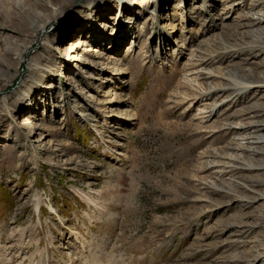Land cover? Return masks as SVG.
<instances>
[{"label": "rangeland", "instance_id": "1", "mask_svg": "<svg viewBox=\"0 0 264 264\" xmlns=\"http://www.w3.org/2000/svg\"><path fill=\"white\" fill-rule=\"evenodd\" d=\"M141 1L0 0V264H264L258 0Z\"/></svg>", "mask_w": 264, "mask_h": 264}, {"label": "bare ground", "instance_id": "2", "mask_svg": "<svg viewBox=\"0 0 264 264\" xmlns=\"http://www.w3.org/2000/svg\"><path fill=\"white\" fill-rule=\"evenodd\" d=\"M103 1H108V0H103ZM126 1L127 0H118V3L122 6H126L127 5V3H125ZM257 2H258V5L254 4V7L257 6V8L258 7L260 8V10H256L255 8L251 9L246 16H247V19L251 23H254L256 25H262L264 23V2H261V0H258ZM88 3H92V2L90 1ZM139 4L141 7L144 8V12H149L148 8H149V5L151 3H148V1L144 0V1L139 2ZM238 5H240V4L238 3ZM132 6H137V3L134 4V2L132 1ZM214 6L215 5L212 3V7H214ZM234 7L231 5H229V6L226 5L222 9V11H223L222 13L227 14L229 11H232ZM136 9L137 8H135L134 11ZM225 19H228V17ZM116 20H117V18H116ZM91 24H92L91 25L92 28L97 27L96 26L97 22L93 21ZM72 29H73L72 33H75V31L78 29L81 31V29L78 26H73ZM94 34H95L94 39L103 38V36L98 37V31L96 33L94 32ZM91 39H92V36H91ZM262 40L264 42V33H262ZM86 45H87V42H85V38H84V39H78V40H75L74 42H72L71 47L72 46H75V47L86 46ZM263 49H264V47H263ZM95 52H97V51L95 50ZM198 54H200V56L196 57L195 67L199 68L201 66L204 67L205 65H208V63L210 62V60H209L210 58H208V57H210V55H208V57H206V55L204 53H202V51H199ZM206 58H208V59H206ZM196 72H197L196 75L198 77L203 78L202 80L210 79V78L214 77V76L210 75V72L205 71V68H203V69L201 68L200 70L198 69V70H196ZM222 79H224V78H222ZM254 83H255V85H257V86H255L257 88L264 87V80H256ZM198 86H200V85H198ZM222 88H224V90H227L225 85H223ZM229 99L230 98H228L226 101H230ZM110 103H115V100L112 98L110 100ZM188 105H190L189 108H191V104L189 103ZM217 105L218 104H213V106H217ZM33 108L36 109L37 107H35V105H34V107H32V109ZM215 108L216 107L211 109V111H213V113L215 111ZM260 111L261 110L250 108L247 112H244V116L251 115L252 117H251V120L249 122L244 123V124H240L239 126H237V129H239L240 132L237 131L239 136L235 137L233 139L234 140V143H233L234 147L232 148L233 151H238V149H239V150H245L248 152H254L258 155H264V133H263L264 132V121H260L264 117V115L259 114ZM241 116H243V114ZM226 129L228 131H233V126L231 124H227ZM260 133L261 134L263 133V134L261 135ZM235 141H237V142L235 143ZM257 145H260V148L254 147ZM224 159L227 161L223 162L224 164H222L220 167L218 165L214 166V168L219 167V169H220V171L216 170L215 173H218V174H221V173H239L241 170L245 169L243 167H238L236 165V162H238V161L234 158H224ZM230 182H232L234 184V186H236V187L240 186V187H244L245 189H247L246 186H244V184L240 183L239 181H237L235 179L230 180Z\"/></svg>", "mask_w": 264, "mask_h": 264}]
</instances>
